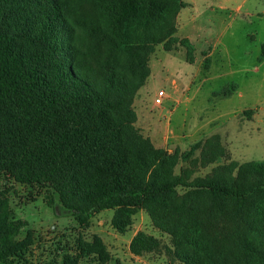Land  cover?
Wrapping results in <instances>:
<instances>
[{
	"label": "trees",
	"instance_id": "trees-1",
	"mask_svg": "<svg viewBox=\"0 0 264 264\" xmlns=\"http://www.w3.org/2000/svg\"><path fill=\"white\" fill-rule=\"evenodd\" d=\"M185 5L0 0V175L49 189L82 226L112 210L123 231L144 210L183 264H264V161L218 164L203 176L192 161L175 172L190 154L179 161L135 127L150 55L178 42ZM221 154L207 143L201 167ZM26 224L0 194V264H17L30 245V234L17 240ZM158 246L138 232L129 249L142 256ZM75 251L98 264L110 259L97 236L79 239ZM63 262L73 264L67 254Z\"/></svg>",
	"mask_w": 264,
	"mask_h": 264
},
{
	"label": "rangeland",
	"instance_id": "rangeland-1",
	"mask_svg": "<svg viewBox=\"0 0 264 264\" xmlns=\"http://www.w3.org/2000/svg\"><path fill=\"white\" fill-rule=\"evenodd\" d=\"M187 1L190 8L182 23L176 22L173 35L178 42L168 51L161 44L150 55L149 77L133 102L135 127L155 148L179 161L190 154V161H180L175 172L192 161L195 176L218 164L264 161V0ZM184 22L192 23L182 29ZM158 90L165 95L155 105ZM209 142L217 143L222 154L201 167L199 156ZM51 192L0 175V194L13 216L27 223L17 240L30 234V245L17 264H64L65 254L73 264H98L75 251L79 239L94 236L109 254L106 264H183L173 255L170 237L153 226L144 210L123 231L113 226L112 210L95 214L82 226ZM138 232L157 239L158 248L132 254L129 245Z\"/></svg>",
	"mask_w": 264,
	"mask_h": 264
},
{
	"label": "crops",
	"instance_id": "crops-1",
	"mask_svg": "<svg viewBox=\"0 0 264 264\" xmlns=\"http://www.w3.org/2000/svg\"><path fill=\"white\" fill-rule=\"evenodd\" d=\"M185 4H186V7H184V8H182L179 12H178V14H177V18H176V22L178 23L179 22V24H181L182 23V17H184L185 16V14H186V11L190 8V6H188V5H191L190 3V1H187V0H182ZM211 9H212V7H210ZM218 9H223V8H221L220 6H218ZM181 21V22H180ZM190 23H192V22H189V23H187V22H184L183 24H182V29H186L187 27H188V25L190 24ZM187 37V36H186ZM190 41H191V38H189V37H187Z\"/></svg>",
	"mask_w": 264,
	"mask_h": 264
},
{
	"label": "built area",
	"instance_id": "built-area-1",
	"mask_svg": "<svg viewBox=\"0 0 264 264\" xmlns=\"http://www.w3.org/2000/svg\"><path fill=\"white\" fill-rule=\"evenodd\" d=\"M164 95H165V93H164L163 90H158L156 92V95H155L154 100H153L154 101V104L155 105L161 104V102H162V100L164 98Z\"/></svg>",
	"mask_w": 264,
	"mask_h": 264
}]
</instances>
